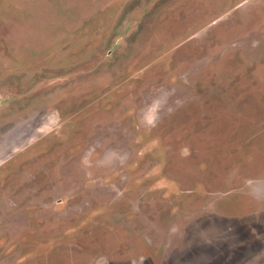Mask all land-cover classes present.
Here are the masks:
<instances>
[{
    "label": "rangeland",
    "instance_id": "374dc122",
    "mask_svg": "<svg viewBox=\"0 0 264 264\" xmlns=\"http://www.w3.org/2000/svg\"><path fill=\"white\" fill-rule=\"evenodd\" d=\"M0 264H264V0H0Z\"/></svg>",
    "mask_w": 264,
    "mask_h": 264
}]
</instances>
